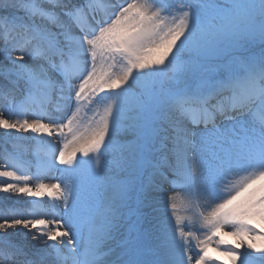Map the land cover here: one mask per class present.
Here are the masks:
<instances>
[{
    "label": "snow or ice",
    "instance_id": "snow-or-ice-1",
    "mask_svg": "<svg viewBox=\"0 0 264 264\" xmlns=\"http://www.w3.org/2000/svg\"><path fill=\"white\" fill-rule=\"evenodd\" d=\"M0 129V264H264V0H0Z\"/></svg>",
    "mask_w": 264,
    "mask_h": 264
},
{
    "label": "rangeland",
    "instance_id": "rangeland-1",
    "mask_svg": "<svg viewBox=\"0 0 264 264\" xmlns=\"http://www.w3.org/2000/svg\"><path fill=\"white\" fill-rule=\"evenodd\" d=\"M102 108H103V104H101L100 105V110L102 111ZM86 115L87 116H90L91 115V113L89 112V113H86ZM3 132V130L2 129H0V133H2ZM31 148V151L33 152V153H36V151H37V147H36V145L35 144H31V145H29V144H25L24 145V148L27 150L28 148ZM32 159H35V156H33L32 157ZM2 168H0V170H1ZM35 172H37V169H36V167L33 165V167H32V169H31V174H33V175H35V174H37V173H35ZM4 178V177H3ZM0 195H2V193L0 194ZM25 199H32L31 197H25ZM179 212H180V214H183V215H186L187 213L183 210V209H179ZM227 239H229V240H231V241H234V239L233 238H227ZM235 242V241H234ZM210 254L212 255V256H215V257H217V259L218 260H224L225 261V264H228V261H227V258L226 257H223V256H220V254L218 253V252H214V251H211V249H210Z\"/></svg>",
    "mask_w": 264,
    "mask_h": 264
},
{
    "label": "bare ground",
    "instance_id": "bare-ground-1",
    "mask_svg": "<svg viewBox=\"0 0 264 264\" xmlns=\"http://www.w3.org/2000/svg\"><path fill=\"white\" fill-rule=\"evenodd\" d=\"M1 170H3V168L1 169ZM45 175H48L47 173H45ZM56 174L55 173H52L51 174V177L52 178H50V179H47V180H45L44 182H56L55 181V179H54V176H55ZM6 179H8V178H3V177H0V180H6ZM1 194V193H0ZM230 238V237H229ZM234 239V238H233ZM234 241H235V239H234ZM234 241H231L232 243H235Z\"/></svg>",
    "mask_w": 264,
    "mask_h": 264
}]
</instances>
